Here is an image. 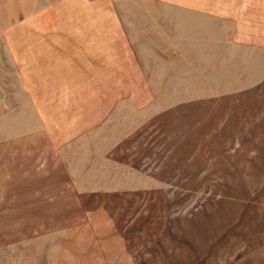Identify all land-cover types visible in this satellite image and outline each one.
Returning a JSON list of instances; mask_svg holds the SVG:
<instances>
[{
    "label": "rangeland",
    "instance_id": "1",
    "mask_svg": "<svg viewBox=\"0 0 264 264\" xmlns=\"http://www.w3.org/2000/svg\"><path fill=\"white\" fill-rule=\"evenodd\" d=\"M0 264H264V0H0Z\"/></svg>",
    "mask_w": 264,
    "mask_h": 264
}]
</instances>
